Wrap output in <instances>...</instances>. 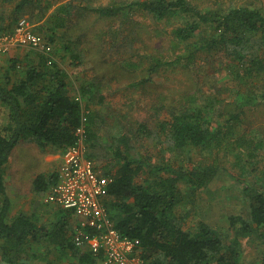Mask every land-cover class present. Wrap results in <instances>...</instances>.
<instances>
[{"label": "trees", "instance_id": "1", "mask_svg": "<svg viewBox=\"0 0 264 264\" xmlns=\"http://www.w3.org/2000/svg\"><path fill=\"white\" fill-rule=\"evenodd\" d=\"M225 3L205 0L201 9L199 0H131L124 6L93 9L103 17L118 16L125 8L151 15L156 20L185 15L187 22L172 31L178 44L188 42L209 27L210 37L199 46H188L183 54L172 59H154L147 73L181 61L188 67L196 62L197 53L206 49L224 56L229 80L238 84L231 90L236 103L233 107L238 112L228 114L223 124L218 122L221 100L200 92L187 96L181 107L171 111L168 119L157 125L156 135L164 137V142H160L164 150L174 155L184 151L200 154V160L191 166L157 164L139 154L134 155V147L127 136L114 141L118 143L112 147L116 162L102 171L113 178L105 199L108 214L121 235L138 240L141 256L149 264L236 263L237 252L230 250L233 242L226 232L202 220L193 231L184 230L181 219L172 216L173 209L184 200L180 183L186 185L187 201L196 199L222 169L221 152L233 154V164L238 169L234 175L236 179L245 176L248 167L255 171L264 161L263 138L236 135L235 132V123L244 107L264 105V9L254 6V0L241 1L237 5L235 0ZM214 4L220 6L212 9ZM9 27L2 25L0 33L10 32L14 26ZM62 38L69 40L66 35ZM72 57L81 63L79 55ZM37 66L27 67L23 80L10 89L0 87V101L9 112V124L0 131V264H31L26 258L32 253V242L39 238H46L64 255L72 254L77 259L76 264H95L97 258L87 250L78 252L79 248L72 242L70 219L74 214L70 210L58 208L55 221L48 224H38L24 214L8 221L11 204L4 184V165L16 143L20 139H30L42 149L51 145L62 152L75 142L73 130L80 124L81 107L67 94L66 72L54 60L47 65L43 58ZM258 78L260 80L256 81ZM87 93L88 87L83 86L78 95L85 99ZM96 102L102 103L103 98L100 96ZM96 124L88 113L86 155L91 159L94 157L91 150L98 139L94 130ZM141 127L144 133L146 128ZM115 166V171L111 172ZM254 178L261 183L243 191L248 199V210L244 215L228 216V224L233 234H253L264 244V173ZM55 182L56 174H38L33 179L32 191L46 192Z\"/></svg>", "mask_w": 264, "mask_h": 264}, {"label": "rangeland", "instance_id": "2", "mask_svg": "<svg viewBox=\"0 0 264 264\" xmlns=\"http://www.w3.org/2000/svg\"><path fill=\"white\" fill-rule=\"evenodd\" d=\"M79 1L84 5L73 11L72 26L65 35L72 41V45L75 44L74 47L81 58L80 67L76 66L79 76L84 78L85 74L89 73L92 82L97 86L96 95L101 96L103 100L108 98L98 104L101 116L96 120L102 130L100 134L103 144L106 145L109 140L113 143L117 138L127 136L134 147V155L139 154L157 164L168 163L173 166L182 164L185 167L199 161L201 157L196 151L190 153L184 151L183 154L174 155L164 150L165 146L162 147L160 143L164 142V137L156 135L157 125L168 119L171 111L181 107L187 96L200 92L221 100L218 104L221 113L219 123L223 124L228 114L238 112L233 107L236 103L231 91L237 88L238 84L229 80L224 56L220 52L204 49L197 53L196 62L188 67L185 61H181L182 63L163 67L152 74L147 73V68L156 58L172 59L177 54H183L188 46H199L204 39L210 37V28L206 27L188 42L178 44L174 41L172 31L187 22L188 17L185 15L176 14L167 19L156 20L151 15L125 8L118 16L102 17L85 8L124 6L131 0ZM220 1L226 4L228 0ZM241 1L246 0H235L234 4L237 5ZM204 2L205 0H199L201 9L205 6ZM218 6L220 5L214 4L212 9ZM254 6L264 9V0H254ZM50 43L53 56L56 45ZM67 55H64L66 57L64 61L69 67ZM22 64H19L20 67ZM139 82L142 83L137 85ZM70 86L73 90L74 86ZM70 93L72 96L77 95L72 91ZM143 125L146 128L144 133L141 127ZM235 125L236 135L263 138L264 143V105L244 107ZM23 153L26 156L21 155L18 162L13 161L7 166L5 171L8 173L7 183L11 184L13 179H16L17 175L14 173L21 167L18 173L20 172L19 178L23 183L17 186L31 191L33 175L55 172L58 165L50 162V159L46 161L41 154L24 168L23 163L30 157V152ZM261 153L264 154V147ZM108 154L110 155V152ZM219 157L222 169L217 172L213 181L199 192L196 199L188 202L185 195L186 185L184 182L180 183L184 200L173 209L172 216L181 219L184 230L193 231L202 220L211 227L226 232L233 242L230 250L237 252L236 263L230 262L231 264H262L264 244L253 234H233L229 229L228 216L237 213L244 215L248 210V199L243 195V191L249 186H258L261 183V180L257 181L254 177L263 175L264 161L258 164L255 171L248 167L245 176L236 179L234 175H237L238 169L234 167L233 154L221 152ZM23 168L25 171H22ZM11 191L10 195L14 196L10 211L12 215L26 213L34 217L33 220L38 224L55 221L54 216L58 208L48 206L44 202V193L38 198L41 203L38 206L41 208L33 211L36 206L34 202L31 204L33 207L30 206V209L26 210L17 204L18 193L13 187ZM70 221L73 233L79 220L72 216ZM46 240L39 238L32 242V253L26 258L31 264H76V258L73 256L69 258L71 255L69 252L64 256ZM227 244H230L229 240Z\"/></svg>", "mask_w": 264, "mask_h": 264}, {"label": "built area", "instance_id": "3", "mask_svg": "<svg viewBox=\"0 0 264 264\" xmlns=\"http://www.w3.org/2000/svg\"><path fill=\"white\" fill-rule=\"evenodd\" d=\"M16 47L38 52L47 65L53 62L49 38L35 31L25 17L19 18L10 32L0 33V61ZM17 68H20L19 64ZM74 99L81 107L80 124L73 130L75 142L62 151L56 182L46 191L44 201L72 211L79 219L72 242L97 258L95 264H149L141 256L138 240L121 235L110 219L105 199L113 178L104 175L86 155L88 111L78 94Z\"/></svg>", "mask_w": 264, "mask_h": 264}, {"label": "crops", "instance_id": "4", "mask_svg": "<svg viewBox=\"0 0 264 264\" xmlns=\"http://www.w3.org/2000/svg\"><path fill=\"white\" fill-rule=\"evenodd\" d=\"M87 1V0H86ZM19 5H21L19 7ZM84 4L80 3L78 0H0V27L3 25L4 28L6 27H13L16 21H18L19 18L25 17L28 19L34 27V30L45 34L47 37H50V40L52 39V43L56 45V52L55 55H53V60L56 62V64L63 69L66 74L68 75V85H67V94L69 96H72L70 92H75V94H79L80 90L83 86L88 87V93L86 94V97L84 101V105L88 113L92 115L94 120H97L98 116L100 115V106L96 101L100 98V96H97L96 90L97 86L92 82V76H89V73L85 77L79 76V73L77 71L76 66L80 67V63L73 59V54H78L77 48L71 45L70 41L68 39H63L62 37L67 34L68 30L72 26L71 24V17L74 16L73 11L77 10V8L83 7ZM19 8V9H18ZM85 8V7H84ZM87 11L95 8H85ZM133 10V9H132ZM134 11V10H133ZM136 11V10H135ZM95 12V11H93ZM140 12V11H136ZM142 13V12H140ZM99 15V14H98ZM103 17V16H102ZM48 37V38H49ZM49 40V41H50ZM65 54L67 55V58L69 59V67H67V63L65 60ZM43 62V56L39 55L38 52L31 50L29 48L24 47H16L13 48L9 53L3 55L1 57L0 61V87L10 89L14 84L18 83L19 81H22L24 78L25 70L29 66L38 67L37 65L39 63ZM23 63L22 67L17 68V65ZM13 64H16L15 67H13ZM73 70V71H72ZM78 73V74H75ZM74 73V74H73ZM144 82V81H143ZM5 83H7L5 85ZM70 83V84H69ZM142 82H139L137 85L141 84ZM73 85L74 88L71 90V86ZM105 88V87H104ZM106 89H103L105 91ZM70 91V92H69ZM74 97V96H73ZM89 98H94V101H88ZM108 98L106 97L103 102H105ZM87 113V114H88ZM9 112L5 108L4 104L0 101V131L3 127H5L7 124H9ZM94 130L97 132V145L94 149L91 151L94 152L93 160L95 162V165L103 171L104 167H106L108 164L115 163L116 161L113 159L112 155V147L118 146V143H112L110 140L106 142V145L103 144L102 136L100 132L102 133V130H100L99 125L96 124L94 126ZM107 147V148H106ZM25 148V150H23ZM18 149V150H17ZM106 149V150H105ZM29 151L30 157L27 159L25 163H23V167L25 168L28 163H33V160L36 159L37 155L43 154L44 159L47 161L50 159V162L54 163L55 165L60 164L61 161V151L59 149H56L55 147L51 145H46L43 149L38 147V145L31 141L30 139H20L14 149L12 150L11 154L9 155V158L7 162L4 165V184L6 188V194L10 201V209L8 213V221H11L15 216L18 214H24L28 217H30L32 220V216L26 214V213H17L15 215H12L10 212L12 209V195L11 189L13 187V190L18 193V202L21 207L27 209H30V206L33 202L36 206H34L33 211L37 210L36 208L40 209L41 207L38 206L40 203L39 196L44 193V196L46 192L43 193H35L30 189H21L18 188L17 185H21L23 182L20 180L19 175L20 168L14 173V175H17L16 179H13V182L11 184L7 183V175L8 173H5L6 168L10 163L18 162V158L22 155H25L23 152ZM110 152V155L108 152ZM28 153V152H26ZM26 156V155H25ZM57 166V167H58ZM22 169V171H25V169ZM115 168L111 169V172L115 171ZM57 170V169H56ZM47 175L49 174H56L55 172H49L45 173ZM38 174L33 175V178H35ZM30 182V181H29ZM11 186V189H10ZM28 192V193H26ZM26 193V194H25ZM22 195L24 197H22ZM15 202V201H14ZM45 202V201H44ZM21 203V204H20ZM46 203V202H45ZM47 204V203H46ZM24 205V206H22ZM19 206V208H20ZM49 206V204H48ZM59 208V207H56ZM57 213V211H56ZM55 213V216H56ZM54 216V220H55ZM74 216V215H73ZM76 217V216H74ZM71 220V219H70ZM79 220V219H78ZM71 223V221H70ZM47 241V240H46ZM58 249V248H57ZM84 250V249H82ZM56 251V249H55ZM78 252H81V249L78 250ZM65 254L64 256H66ZM72 254L69 256L71 258ZM77 260V259H76Z\"/></svg>", "mask_w": 264, "mask_h": 264}]
</instances>
